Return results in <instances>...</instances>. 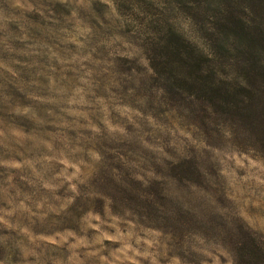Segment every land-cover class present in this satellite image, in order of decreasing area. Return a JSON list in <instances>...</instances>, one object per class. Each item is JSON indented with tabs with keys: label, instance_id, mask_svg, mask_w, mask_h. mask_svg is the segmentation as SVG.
Instances as JSON below:
<instances>
[{
	"label": "clouds",
	"instance_id": "9594fccd",
	"mask_svg": "<svg viewBox=\"0 0 264 264\" xmlns=\"http://www.w3.org/2000/svg\"><path fill=\"white\" fill-rule=\"evenodd\" d=\"M209 33L177 0H0V264H264V124L189 87L264 76Z\"/></svg>",
	"mask_w": 264,
	"mask_h": 264
},
{
	"label": "rangeland",
	"instance_id": "374dc122",
	"mask_svg": "<svg viewBox=\"0 0 264 264\" xmlns=\"http://www.w3.org/2000/svg\"><path fill=\"white\" fill-rule=\"evenodd\" d=\"M177 2L184 11L217 28V34L209 33V36L216 44L222 62L230 60L251 62L253 59L251 53L264 50L262 43L264 0H177ZM228 36L234 40L228 41ZM225 44L232 46L235 52H227ZM163 55L175 61L181 68L187 67L191 74L200 79L199 73L205 62L202 58L193 56L182 40L171 37ZM214 80L215 78L210 75L204 78L203 83L189 87L197 91L200 98L211 103L217 114L224 118L242 124H253L257 121L264 124V110H261L264 101L257 97L254 91L234 87L223 81L214 84ZM257 143L264 147V139L258 140ZM141 215L145 226L154 224V217L151 214ZM144 264L148 262L145 261Z\"/></svg>",
	"mask_w": 264,
	"mask_h": 264
},
{
	"label": "trees",
	"instance_id": "16d2710c",
	"mask_svg": "<svg viewBox=\"0 0 264 264\" xmlns=\"http://www.w3.org/2000/svg\"><path fill=\"white\" fill-rule=\"evenodd\" d=\"M263 45H264V40H263ZM251 56L253 57V59L251 60H240L237 63H241V62H247L248 63V67L246 69V71L248 72L250 78L252 80L257 79L258 77L264 76V67H261L259 62L257 61L256 57L254 56L253 53H251ZM229 91V90H228Z\"/></svg>",
	"mask_w": 264,
	"mask_h": 264
}]
</instances>
